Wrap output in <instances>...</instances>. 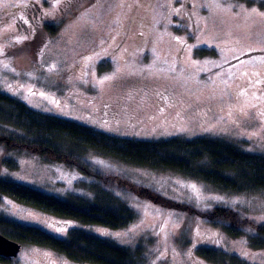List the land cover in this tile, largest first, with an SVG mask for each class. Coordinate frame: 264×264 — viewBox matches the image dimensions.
<instances>
[{
  "label": "rangeland",
  "instance_id": "374dc122",
  "mask_svg": "<svg viewBox=\"0 0 264 264\" xmlns=\"http://www.w3.org/2000/svg\"><path fill=\"white\" fill-rule=\"evenodd\" d=\"M31 1L0 0L2 91L40 112L120 137L210 136L264 155V0H35L43 6V26L57 27L54 34L29 30ZM6 158L18 168L6 166ZM86 161L200 213L230 207L264 222L262 190L223 191L176 171L96 153ZM0 176L59 197L90 196L79 182L95 180L79 167L2 143ZM120 196L138 217L119 229L62 218L4 194L0 212L60 237L83 227L122 245H143L149 264H216L198 254L201 246L264 264V250H252L247 235L232 237L190 209L134 190ZM0 264L95 263L25 244Z\"/></svg>",
  "mask_w": 264,
  "mask_h": 264
},
{
  "label": "trees",
  "instance_id": "16d2710c",
  "mask_svg": "<svg viewBox=\"0 0 264 264\" xmlns=\"http://www.w3.org/2000/svg\"><path fill=\"white\" fill-rule=\"evenodd\" d=\"M45 29L54 34L57 27L47 24ZM0 143L9 150L37 155L45 161H60L79 167L95 177L94 181L79 182L92 193L90 196L70 192L65 197H59L2 176L0 194L62 218L119 229L138 217L136 210L120 196V193L134 190L151 196L157 202L190 209L232 237L247 235L252 250H264V222L230 207H215L200 213L189 205L140 188L120 175L93 168L86 161V156L96 153L137 166L176 171L209 182L223 191L241 193L264 191V155L245 152L237 145L210 136L140 140L112 135L62 116L40 112L1 89ZM4 163L10 168L19 166L10 158L4 159ZM0 231L22 245L48 247L77 262H150L143 245H122L83 227H72L66 237H60L40 226L20 222L0 212ZM198 254L216 264H251L223 248L201 246ZM8 260L11 259L0 256V261Z\"/></svg>",
  "mask_w": 264,
  "mask_h": 264
},
{
  "label": "flooded vegetation",
  "instance_id": "af4514ba",
  "mask_svg": "<svg viewBox=\"0 0 264 264\" xmlns=\"http://www.w3.org/2000/svg\"><path fill=\"white\" fill-rule=\"evenodd\" d=\"M72 0H69L71 2ZM25 11L27 16L29 17L32 26L30 27V31L32 33H36L37 31H41L42 29H45L43 26L42 19H44V15H41L43 12V6L40 5L39 2L33 0L31 1Z\"/></svg>",
  "mask_w": 264,
  "mask_h": 264
},
{
  "label": "water",
  "instance_id": "95a60500",
  "mask_svg": "<svg viewBox=\"0 0 264 264\" xmlns=\"http://www.w3.org/2000/svg\"><path fill=\"white\" fill-rule=\"evenodd\" d=\"M22 247V243L7 237L0 231V256L13 259L19 255Z\"/></svg>",
  "mask_w": 264,
  "mask_h": 264
},
{
  "label": "snow or ice",
  "instance_id": "6c2138e0",
  "mask_svg": "<svg viewBox=\"0 0 264 264\" xmlns=\"http://www.w3.org/2000/svg\"><path fill=\"white\" fill-rule=\"evenodd\" d=\"M112 77H108V76H106V77H104V80H108V79H111ZM101 83H103V80L102 81H100ZM191 187L193 188V189H195L196 188V185H191ZM212 235H216L215 233H213Z\"/></svg>",
  "mask_w": 264,
  "mask_h": 264
}]
</instances>
